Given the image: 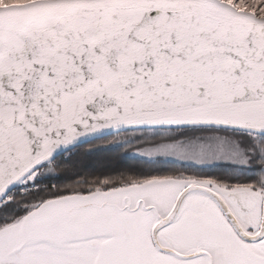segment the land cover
Returning a JSON list of instances; mask_svg holds the SVG:
<instances>
[{
  "label": "snow or ice",
  "instance_id": "snow-or-ice-1",
  "mask_svg": "<svg viewBox=\"0 0 264 264\" xmlns=\"http://www.w3.org/2000/svg\"><path fill=\"white\" fill-rule=\"evenodd\" d=\"M0 5V264H264V0Z\"/></svg>",
  "mask_w": 264,
  "mask_h": 264
},
{
  "label": "trees",
  "instance_id": "trees-1",
  "mask_svg": "<svg viewBox=\"0 0 264 264\" xmlns=\"http://www.w3.org/2000/svg\"><path fill=\"white\" fill-rule=\"evenodd\" d=\"M5 2L7 4H22V3H25L26 0H5ZM2 6V5H0Z\"/></svg>",
  "mask_w": 264,
  "mask_h": 264
}]
</instances>
